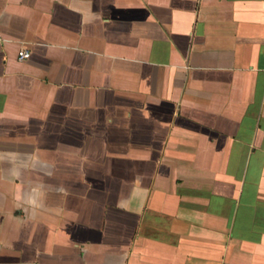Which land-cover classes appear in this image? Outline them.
Here are the masks:
<instances>
[{"label":"crops","instance_id":"0c3cea01","mask_svg":"<svg viewBox=\"0 0 264 264\" xmlns=\"http://www.w3.org/2000/svg\"><path fill=\"white\" fill-rule=\"evenodd\" d=\"M0 264H264V0H0Z\"/></svg>","mask_w":264,"mask_h":264},{"label":"built area","instance_id":"2783aa9c","mask_svg":"<svg viewBox=\"0 0 264 264\" xmlns=\"http://www.w3.org/2000/svg\"><path fill=\"white\" fill-rule=\"evenodd\" d=\"M19 55L21 60L28 59L30 57V53L27 51H21Z\"/></svg>","mask_w":264,"mask_h":264}]
</instances>
